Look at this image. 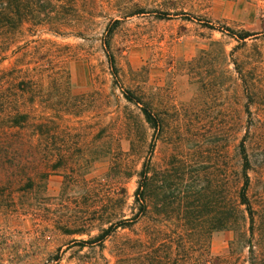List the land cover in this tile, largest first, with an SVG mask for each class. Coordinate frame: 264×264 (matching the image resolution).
Returning <instances> with one entry per match:
<instances>
[{
  "label": "rangeland",
  "instance_id": "rangeland-1",
  "mask_svg": "<svg viewBox=\"0 0 264 264\" xmlns=\"http://www.w3.org/2000/svg\"><path fill=\"white\" fill-rule=\"evenodd\" d=\"M135 1L139 11L96 12L78 34L38 30L26 36L48 37L68 52L67 100L56 105L55 138L41 150L51 152L57 165L19 198L53 227L35 233L32 218L0 214V264H73L87 250L78 240L94 235L106 218L131 214L136 171L146 158L155 185L163 173L169 198L193 188L200 203L222 170L231 191L236 115L231 68L237 63L247 70V57L264 50V0ZM109 16L118 22L109 23ZM106 24L113 26L115 76L101 44ZM225 28L251 34L239 39ZM121 88L147 96L160 124L148 126ZM156 192L155 201L160 187ZM11 223L13 230L7 228ZM231 236L229 229H210L209 251L225 252Z\"/></svg>",
  "mask_w": 264,
  "mask_h": 264
},
{
  "label": "trees",
  "instance_id": "trees-1",
  "mask_svg": "<svg viewBox=\"0 0 264 264\" xmlns=\"http://www.w3.org/2000/svg\"><path fill=\"white\" fill-rule=\"evenodd\" d=\"M136 9L141 7L135 0H0L2 216L32 218L35 233L53 227L42 223L36 207L27 206L19 198L28 195L57 165L51 152L42 154L41 150L52 145L60 110L56 105L67 100L68 52L62 49L66 45L48 37L27 40L26 36L38 30L52 35L78 34L81 23L96 12L123 16L139 11ZM117 16H109L107 21L116 23ZM112 29L106 24L101 44L109 71L115 76L117 66L109 50ZM225 29L239 39L251 34ZM231 70L236 114L232 124L231 191H227L228 177L222 170L213 189L207 184L200 203L199 192L193 188L169 198L162 184L163 173L161 184L155 185L146 158L136 171L131 214L106 218L107 224L94 235L78 240L77 244L87 250L73 264H264V50L247 57V70L237 63ZM121 94L136 104L148 126L160 124L162 119L157 122L142 92L121 88ZM200 207L205 208V216L200 214ZM171 212L177 216L171 218ZM13 225L7 228L13 230ZM172 225L175 228L171 229ZM210 229L232 231L225 252L209 251Z\"/></svg>",
  "mask_w": 264,
  "mask_h": 264
}]
</instances>
